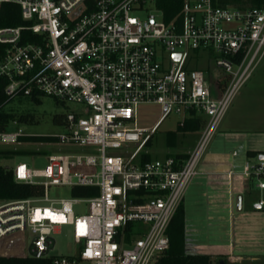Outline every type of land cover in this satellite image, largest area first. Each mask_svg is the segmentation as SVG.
<instances>
[{
	"label": "built area",
	"instance_id": "2783aa9c",
	"mask_svg": "<svg viewBox=\"0 0 264 264\" xmlns=\"http://www.w3.org/2000/svg\"><path fill=\"white\" fill-rule=\"evenodd\" d=\"M156 1L0 0V8L16 6L24 23L0 27L6 96L44 95L85 107L62 118L60 134L0 132V146L46 139L30 152L45 157L43 168L19 162L11 169L15 182L42 192L0 200V252L15 251L0 256L47 258L50 264H156L168 250V227L203 156L234 97L264 60V4L185 0L166 22ZM190 51L214 56L215 65L190 68ZM141 106L157 108L155 124L174 115L182 128L202 118L195 145L180 157L143 160L148 152L141 155L140 148L153 131L140 127ZM261 156L241 172L262 195L258 209L264 208ZM54 188L71 194L88 188L90 194L52 200ZM79 203L88 205L86 215H74ZM66 226L76 254L48 256L53 236ZM27 240L28 255L22 249ZM224 264L244 263L235 257Z\"/></svg>",
	"mask_w": 264,
	"mask_h": 264
},
{
	"label": "rangeland",
	"instance_id": "374dc122",
	"mask_svg": "<svg viewBox=\"0 0 264 264\" xmlns=\"http://www.w3.org/2000/svg\"><path fill=\"white\" fill-rule=\"evenodd\" d=\"M187 57L189 58L188 66L194 70H204L208 63L210 66L215 65L211 60L214 59V56H208L200 51H190ZM84 109L85 107L82 105L70 102L60 103L44 95H40L37 100L23 96L15 97L4 107V111L8 114L30 115L33 118V121L27 124L10 123V130L21 129L24 133L35 136L64 132L62 124L54 123L53 118L55 116L64 117L71 112H83ZM139 112L140 127L153 131L150 139L151 144L150 146L146 144L141 146V155L148 152L151 159H163L167 155L175 156L195 143L197 134L180 129L179 117L169 115L155 124L159 118L155 106H141ZM38 144L21 143L14 147L0 146V150L19 152L15 156L0 157V167L12 169L17 163L24 162L32 169L43 168L46 164L43 155L30 156V152ZM253 147L264 152V60L251 72L234 97L202 158L198 172L201 171L202 165L207 160L214 159L217 161L214 168L217 177L220 181H226V175L230 171L236 174L242 172L244 163L247 161L245 153ZM53 151L55 150H50V152ZM233 152L236 153V156H233ZM256 158L257 156L252 159V163L256 162ZM227 182H230V186L234 188L240 186L237 177L232 181L227 180ZM261 196V193L254 187L251 189V194L243 195L249 206L247 209L244 208L242 211L234 213L232 232L229 231L231 236L224 229L217 230L218 225L212 230H202L199 234L191 236L186 231V251L189 254L197 255L219 257L223 255L221 259L226 263H231V258L238 257L244 264H264V208L255 210L251 204ZM48 197L52 200H63L71 199L72 194L68 188H54L49 191ZM72 210L74 215L83 216L88 213V205L86 203L75 204ZM53 239L55 246L48 256H74L76 254L77 247L72 238L71 227H62L60 233L53 236ZM29 244L30 240L23 244V253L26 255H28ZM13 253L15 251L9 253L7 248L0 252L3 255Z\"/></svg>",
	"mask_w": 264,
	"mask_h": 264
},
{
	"label": "trees",
	"instance_id": "16d2710c",
	"mask_svg": "<svg viewBox=\"0 0 264 264\" xmlns=\"http://www.w3.org/2000/svg\"><path fill=\"white\" fill-rule=\"evenodd\" d=\"M185 0H157L156 8L162 12L166 22H171L180 13ZM251 6H261L264 0H247ZM24 24L18 12V8L13 5H3L0 8V27L2 26H20ZM4 54V47L0 45V59ZM8 81L0 77V132L10 130V123H31L33 121L30 115L14 116L4 111V107L11 101V98L5 94V88ZM37 100L34 96L30 98ZM61 116L53 118L54 123H62ZM199 127V121L187 120L185 125L180 128L187 132H194ZM27 142H45L44 138H27ZM151 141L148 140L146 145L150 146ZM19 152L14 150H0V157H11L18 155ZM255 152H248V156L252 157ZM182 156L181 154L175 155ZM149 155L144 156L143 160H149ZM41 189L37 186L25 185L14 181L12 171L9 168L0 167V200H12L28 198L41 193ZM90 194L88 188H78L72 191V195L84 197ZM169 238L168 250L159 258L156 264H211L216 259L221 257L209 255L189 254L186 251V231H185V215L182 204L179 206L167 230ZM222 260V259H221ZM0 264H50L47 258H19V257H0Z\"/></svg>",
	"mask_w": 264,
	"mask_h": 264
},
{
	"label": "crops",
	"instance_id": "0c3cea01",
	"mask_svg": "<svg viewBox=\"0 0 264 264\" xmlns=\"http://www.w3.org/2000/svg\"><path fill=\"white\" fill-rule=\"evenodd\" d=\"M197 121H199V127L196 131L192 132L197 134L195 143L203 126L202 118ZM195 143L187 150L191 149ZM187 150L180 151L178 153H184ZM248 152H255V155L249 157ZM234 153L235 152H233V156H236ZM263 154L264 152H260L258 151V148L253 147L245 153L247 159L246 162L253 165L255 163H252V159L255 156ZM216 162L217 161L214 159L207 160L202 165L201 171L190 184L187 194L184 196L182 201V207L185 215V231L188 232L189 236L199 234L202 230H212L213 227H217L216 225H218L217 230L224 229V231L230 233L231 236L234 213L236 211H242L244 208L247 209L249 206V204L245 202L243 195L251 194V189L254 187V184L244 178L241 173L236 174L235 172H233L232 178H228L227 173L226 178L228 181H232L237 177L240 182V186L238 188L231 187L229 184L230 182H227V180L220 181L217 177L216 171L214 170ZM238 197L241 198V206L239 209L237 207ZM256 201L257 200L251 203L252 207L255 210H261L255 207ZM230 230L231 232H229ZM220 256L223 257V255Z\"/></svg>",
	"mask_w": 264,
	"mask_h": 264
},
{
	"label": "water",
	"instance_id": "95a60500",
	"mask_svg": "<svg viewBox=\"0 0 264 264\" xmlns=\"http://www.w3.org/2000/svg\"><path fill=\"white\" fill-rule=\"evenodd\" d=\"M260 158L263 159L264 156H261ZM240 206H241V198L238 197V198H237V207H238V209L240 208ZM256 208H258V207L256 206ZM219 264H224V261H220Z\"/></svg>",
	"mask_w": 264,
	"mask_h": 264
}]
</instances>
